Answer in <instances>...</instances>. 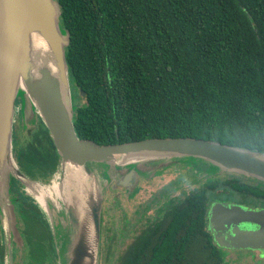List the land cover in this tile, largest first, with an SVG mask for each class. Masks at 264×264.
Segmentation results:
<instances>
[{"label": "trees", "instance_id": "trees-1", "mask_svg": "<svg viewBox=\"0 0 264 264\" xmlns=\"http://www.w3.org/2000/svg\"><path fill=\"white\" fill-rule=\"evenodd\" d=\"M54 2L68 38L69 83L82 98L72 117L80 140L102 146L194 138L264 153V0ZM16 155L32 180L58 170L47 129L33 133ZM17 183L11 176L18 198ZM220 185L241 193L242 203L264 200L262 181L204 183L158 209L118 264H229L207 226V192ZM21 201L24 218L42 217L36 205Z\"/></svg>", "mask_w": 264, "mask_h": 264}, {"label": "water", "instance_id": "water-1", "mask_svg": "<svg viewBox=\"0 0 264 264\" xmlns=\"http://www.w3.org/2000/svg\"><path fill=\"white\" fill-rule=\"evenodd\" d=\"M58 15L59 11L54 0H0V76L5 90L0 111V178L9 163L15 101L20 100L17 98L20 88L27 101L25 105H28L29 109L31 105L35 106L55 146L58 155V170L55 174L59 173V169L64 171L67 167L74 168L78 170V174L73 177L79 182L82 192L83 186H90L91 183L96 186L98 197L97 206L92 210V224L97 233V248L104 191L99 189L98 183L93 178L95 172L91 169L92 165L102 166L103 175L109 182L106 186L114 182L127 190V193L138 182V168L134 163L161 157L191 161L200 159L215 171L237 173L264 182V153L225 146L212 141L194 138H160L99 146L88 140H80L72 123L74 112L71 105L72 91L64 59V48L68 44V38L59 27ZM33 32L42 33L50 44L57 62L60 63L62 75L60 84L40 83L36 90L30 88L27 39ZM61 84L65 87L66 98H63L60 92L63 88ZM120 162H129L131 165L127 169L125 168L127 166H123L124 172L118 175L117 171L122 168ZM17 167L15 174L9 173L7 179L0 183V200H5L11 193L9 187L11 176L17 180L27 178L35 181L25 176ZM104 167L112 170V173L104 170ZM71 178L68 180L71 181ZM79 178L83 181L80 182ZM90 178L93 180L88 183L87 179ZM63 184H66V180L61 181L62 186ZM65 197L68 200L66 195ZM71 200L75 201L74 195L71 196ZM6 205V202H2V208ZM75 206L76 204L68 206L66 213L71 225L79 226L78 211ZM61 218L62 226L64 218ZM5 221L13 230L14 219ZM48 221L52 224L49 219ZM209 222L220 246L264 250V210L256 211L235 204L226 206L218 203L211 207ZM239 225L245 226L247 230L240 229ZM56 230L59 233L57 228ZM74 240L68 250L67 264H84L90 254L80 227ZM96 260L95 254L93 264Z\"/></svg>", "mask_w": 264, "mask_h": 264}, {"label": "rangeland", "instance_id": "rangeland-1", "mask_svg": "<svg viewBox=\"0 0 264 264\" xmlns=\"http://www.w3.org/2000/svg\"><path fill=\"white\" fill-rule=\"evenodd\" d=\"M70 89L72 91L71 105L74 110L75 105L82 104V98L78 92L73 93L71 85ZM22 91L19 88L17 93V98L20 99V102L17 99L15 101L11 152L8 154L9 163L2 171L0 183L7 179L9 173L15 174L17 167L16 153L32 141L33 133L40 128L46 129L37 109L34 108L35 106L31 105V109H29L28 105H25L27 101L23 93H21ZM39 123H42V125H38ZM119 164L122 168H119L117 171L118 175L124 172L123 166H127L125 167L127 169L131 165L129 162H120ZM134 165L138 168V182L136 192H134L132 197L127 193V190L117 186L114 182L106 186L109 182L108 178L103 175L102 166L92 165L91 167L95 172L93 178L98 183L97 186L104 191L99 243L96 253L97 260L95 264H118V257L133 244L135 239L142 234L147 226L152 224L157 213H160L158 209L168 207L170 206V202H176L179 198H183L189 191L188 188L204 184L210 178L222 181L236 177L251 184L259 181L237 173L215 171L210 165L208 166L207 163L200 159L191 161L190 159L183 158L161 157L146 159L143 162H136ZM68 168L64 171L59 169L58 174H54L47 179H38L36 182L27 178L18 179L19 183L15 186L17 194L20 193V197L18 194L17 198L14 192L10 193L5 200H0V226L3 231L2 233H5L7 236L13 235L18 237L20 234L19 230L24 224L22 221L24 216L21 209L23 206H27L20 205L19 202L22 198L26 199L28 203L31 202L36 205L39 210L41 209L42 217L40 218H42V224L48 231L46 234L53 248V264H67L68 250L79 232V226H72L66 213L68 206L75 205L76 202L71 199L67 200L65 195L73 194L74 199L79 198L77 193H79L81 186L73 177L78 174V170ZM105 169L112 173V170H109L107 167H104ZM71 175L72 178L69 181L68 179ZM93 178L87 179V182L90 183ZM64 180H66V184L61 186V181ZM36 189H41L43 192L36 191ZM226 190H230L227 185H220L215 191L224 194ZM233 198L239 199L237 195ZM2 202H6L7 204L3 208ZM61 217L64 218V225L62 226L60 225L62 222ZM47 218L52 224H50ZM6 219H14L13 230L5 221ZM33 225V223L30 224L28 230L30 233L36 232V228ZM55 227L59 233H57ZM40 234H45L42 229L40 230ZM60 235L61 238H59ZM72 240L74 241L72 242ZM232 253L235 256L233 259L234 263L264 264V260L252 262V252L232 250Z\"/></svg>", "mask_w": 264, "mask_h": 264}, {"label": "flooded vegetation", "instance_id": "flooded-vegetation-1", "mask_svg": "<svg viewBox=\"0 0 264 264\" xmlns=\"http://www.w3.org/2000/svg\"><path fill=\"white\" fill-rule=\"evenodd\" d=\"M231 178L232 179L235 178V180L238 181L240 184L254 185L257 187L260 184V181H257L256 183L251 184L246 181H243L241 178H237L239 180H237L236 177H231ZM211 181H218L222 183L225 180L221 181L216 178H210L208 179L207 182H211ZM200 185L202 184H199L197 187H194V188L193 187L190 189L188 188L189 191L187 192V194L183 196V198H179L178 200L185 199L191 192L197 190ZM217 188L218 186L216 187V189ZM216 189H214V191L207 192V195L210 200V207L207 212V226H208V231L211 232L212 234L214 243L218 246V248H220V250L223 251V256L226 259V261H228V263L231 262V264H241V263L233 262V259L235 256L232 253V250L234 251L243 250L247 252H252L253 254V256L251 257L253 260L252 262L258 261V260L263 261L264 260V250L251 249V248H229L226 246H220L217 243L215 234L213 230H211V227H210L209 212L211 210V207L214 204H218V203H221L222 205H226V206L230 204H235L238 206H242L246 209L256 210V211L264 210V200L258 197L250 196V197H247L248 202L242 203L243 196L240 195L241 193L234 192V191L230 193L226 190V193L222 194V193H217L215 191ZM235 195L238 196L239 198L238 200L233 198ZM41 219L42 218L40 217H36V218L33 217L32 219L22 218V221L24 222V224L23 226H21L19 230L20 234L18 237L10 236V235L7 236L3 234L2 233L3 231L0 226V264H53L52 244L50 243L48 239V236L46 234L48 233V231L46 227L42 224ZM32 223L34 224L33 227L36 228V232L30 233L28 230H29L30 224ZM239 228L242 230H247V228L243 225H239ZM41 229L45 233L44 235L39 233ZM252 229H256V227H252ZM227 232L229 233V230H227Z\"/></svg>", "mask_w": 264, "mask_h": 264}, {"label": "bare ground", "instance_id": "bare-ground-1", "mask_svg": "<svg viewBox=\"0 0 264 264\" xmlns=\"http://www.w3.org/2000/svg\"><path fill=\"white\" fill-rule=\"evenodd\" d=\"M27 53H28V68H29L28 78L30 82L29 83L30 88L36 90L39 87L40 83L50 84L57 82L60 84V82L62 81L60 63L57 62L50 44L43 37L41 32H33L29 34L27 39ZM61 86L63 87L60 89V92L63 94L62 97L66 98L65 87L62 84ZM4 91H5L4 82L0 76V111L3 104ZM79 179L80 182L83 181L81 178ZM85 187L86 186H83L84 188L83 192L81 191L82 190L81 189L79 193H77L79 198L75 199L76 201L75 207L77 208L78 211L77 216L79 219V227L82 235L84 236L90 254V257L85 260L84 264H93V258L95 257L96 249H97V233L95 232L92 224V210L97 206L98 195H97L96 186H94L93 183H91L90 186H87L86 188ZM36 191H42V190L36 189ZM71 196H73V194L70 195V197L68 195L67 198L71 199Z\"/></svg>", "mask_w": 264, "mask_h": 264}]
</instances>
